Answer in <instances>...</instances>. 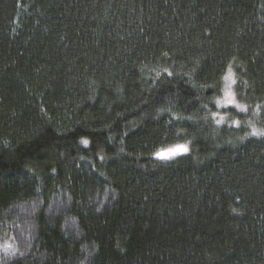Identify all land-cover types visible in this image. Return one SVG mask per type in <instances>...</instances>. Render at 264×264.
Segmentation results:
<instances>
[{"label":"trees","instance_id":"1","mask_svg":"<svg viewBox=\"0 0 264 264\" xmlns=\"http://www.w3.org/2000/svg\"><path fill=\"white\" fill-rule=\"evenodd\" d=\"M229 64L239 127L208 115ZM248 119L264 126V0H0V218L40 205L34 252L6 264H264ZM61 193L76 238L46 218Z\"/></svg>","mask_w":264,"mask_h":264},{"label":"rangeland","instance_id":"2","mask_svg":"<svg viewBox=\"0 0 264 264\" xmlns=\"http://www.w3.org/2000/svg\"><path fill=\"white\" fill-rule=\"evenodd\" d=\"M68 195L60 194L56 197L46 214L50 221L59 220L68 237L76 238L79 230L74 218L68 213L70 201ZM40 205L16 208L10 214L0 218V230L7 227L8 236L0 235V264H6L8 260H15L30 256L34 252L37 241V218Z\"/></svg>","mask_w":264,"mask_h":264},{"label":"clouds","instance_id":"3","mask_svg":"<svg viewBox=\"0 0 264 264\" xmlns=\"http://www.w3.org/2000/svg\"><path fill=\"white\" fill-rule=\"evenodd\" d=\"M222 80L224 81L222 95L213 97V102L216 105V109L209 111L208 115H210L214 119L216 125H224L225 123H227L231 126L239 127L241 124V120L238 117L229 119L230 113L227 111H222V109L228 106H235L237 110L246 112L249 107L248 104L237 99V93L234 90V85H236L237 83V74L235 73L231 64L228 65L225 74L222 76ZM245 83H247V81H245ZM259 113L260 105L257 104L254 110V116L258 118ZM244 123L248 126L250 131L245 132L242 136H239L240 141H244L253 135L257 137L264 136V126H259L255 120L248 119L244 121ZM189 151L190 143L184 142L170 145L165 148H158L154 154L156 157L172 158L177 154H186Z\"/></svg>","mask_w":264,"mask_h":264},{"label":"snow or ice","instance_id":"4","mask_svg":"<svg viewBox=\"0 0 264 264\" xmlns=\"http://www.w3.org/2000/svg\"><path fill=\"white\" fill-rule=\"evenodd\" d=\"M83 144L85 145V146H89L90 145V141L88 140V139H83ZM181 154H185V153H181ZM155 155V154H154ZM157 158H159V159H171V158H167V157H157ZM173 158V157H172Z\"/></svg>","mask_w":264,"mask_h":264}]
</instances>
